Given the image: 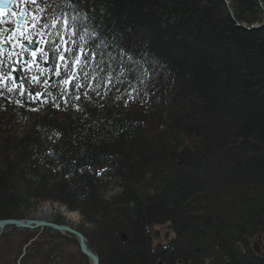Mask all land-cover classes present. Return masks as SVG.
<instances>
[{"label":"trees","instance_id":"16d2710c","mask_svg":"<svg viewBox=\"0 0 264 264\" xmlns=\"http://www.w3.org/2000/svg\"><path fill=\"white\" fill-rule=\"evenodd\" d=\"M38 3L50 74L0 80V220L76 211L99 264H264V0H74L66 45Z\"/></svg>","mask_w":264,"mask_h":264},{"label":"rangeland","instance_id":"374dc122","mask_svg":"<svg viewBox=\"0 0 264 264\" xmlns=\"http://www.w3.org/2000/svg\"><path fill=\"white\" fill-rule=\"evenodd\" d=\"M228 5V2H226ZM262 10V7H261ZM230 15L231 11L228 12ZM263 13V12H261ZM264 26V15L262 21L255 24L253 27ZM119 193V187L114 184L106 197ZM48 206L50 213L47 216L41 217V208ZM64 210L66 213L61 211ZM69 215H75L71 218ZM29 219H44L48 221L65 223L76 230L83 231L89 235L90 230L88 224L83 221V218L76 211H67L63 206L58 204H50L43 202L37 207L27 212ZM159 230V238L156 242H165L171 237L166 226L157 227ZM91 235V234H90ZM50 242H54L43 231H38L33 234L24 231L10 230L5 228L0 233V264H85V261L80 257V251L76 243L67 242L63 238L56 239L54 248L49 249ZM87 242V240H86ZM36 244L35 247H31ZM30 245L28 248L27 246ZM95 249H98L97 247ZM25 254L24 263L19 262Z\"/></svg>","mask_w":264,"mask_h":264},{"label":"snow or ice","instance_id":"6c2138e0","mask_svg":"<svg viewBox=\"0 0 264 264\" xmlns=\"http://www.w3.org/2000/svg\"><path fill=\"white\" fill-rule=\"evenodd\" d=\"M8 0H0V4L3 3H7ZM27 2L32 3L34 5V10L31 13H28V15L31 16V21L25 23L24 27V31L21 32V35H24V32H26L28 29H34L36 28L37 24L40 23L41 21V14L45 12V7H41L40 4L38 3V0H27ZM61 3L65 6L64 11H61L59 16L57 15H52V18L50 21H48L47 23L44 24V27L46 28H57L58 32L57 35L60 37L61 43L63 44H67V39H65L64 37V32L67 31L69 33V38H71V35H81L79 32H77L75 29L72 28V25L75 24L77 21H80L82 19H86V17H82L80 15L79 12H77L74 8V0H61ZM68 9H72L74 14H69L68 13ZM12 15H16V13H12ZM0 23H2V21H0ZM81 27H84V25H81ZM3 31V30H0ZM15 31L17 30H13L12 34L9 35L8 39L9 41H13L14 40V34ZM85 31H87V29H85ZM92 34L94 35V31L92 32ZM26 38V37H25ZM83 35H81V39H83ZM0 43H3L2 40H0ZM60 50V44H57L56 46V51L58 52ZM39 51V49L37 50ZM66 52H70L72 51L69 48H65ZM81 54H83L84 49L81 48ZM10 55H15L14 53H10ZM33 56L36 55L35 52L32 53ZM47 54L45 53V56ZM59 59L61 61H65V57L63 54L60 55ZM86 61H81V56L80 55H75V59L73 61V64L71 65V67L74 69L75 66L77 64L83 63ZM65 63H67L65 61ZM57 68H59V65L56 66ZM57 75H59V72L56 73ZM32 79H36V77H33ZM71 79H74V76L71 77ZM67 81H62V83H66ZM45 83H47V81H45ZM76 87L79 88L81 87V85L79 83L76 84ZM8 92H12L13 88H8L7 89ZM21 94H23V92H21ZM37 95H39V93H37ZM0 96H3V92H0ZM85 97H87V93H85ZM30 99H35L34 96H30ZM77 99H79V96H77ZM35 110V109H33Z\"/></svg>","mask_w":264,"mask_h":264},{"label":"water","instance_id":"95a60500","mask_svg":"<svg viewBox=\"0 0 264 264\" xmlns=\"http://www.w3.org/2000/svg\"><path fill=\"white\" fill-rule=\"evenodd\" d=\"M11 2L12 0H8L7 3L0 4V9L8 8ZM22 20H23V12L21 13L20 18L18 19V25ZM23 45L29 50H34L36 47V43L34 40L30 44L24 43ZM12 76L14 78L15 83H18V79H19L18 73L13 72ZM7 226H13L17 229H26V230L48 228L61 233H69L76 238L80 253L89 260L90 264H99V256L89 248L84 235L67 224H57L52 221H48L40 218L0 220V232Z\"/></svg>","mask_w":264,"mask_h":264},{"label":"bare ground","instance_id":"6f19581e","mask_svg":"<svg viewBox=\"0 0 264 264\" xmlns=\"http://www.w3.org/2000/svg\"><path fill=\"white\" fill-rule=\"evenodd\" d=\"M61 211L62 212H64V213H66L64 210H62L61 209ZM49 213H50V208L48 207V206H44V207H42L41 208V214H39L41 217H43V216H47V215H49ZM68 216H70L71 218H73V217H76L75 215H69V214H67Z\"/></svg>","mask_w":264,"mask_h":264}]
</instances>
